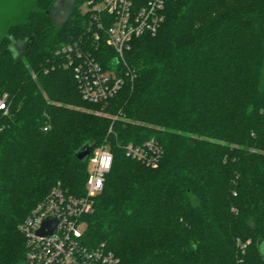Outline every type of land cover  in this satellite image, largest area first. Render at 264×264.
Segmentation results:
<instances>
[{"label":"trees","instance_id":"16d2710c","mask_svg":"<svg viewBox=\"0 0 264 264\" xmlns=\"http://www.w3.org/2000/svg\"><path fill=\"white\" fill-rule=\"evenodd\" d=\"M58 1L31 0L0 31V264H23L19 225L53 186L84 195L104 142L113 162L82 218L89 246L119 264H264V0H167L158 32L134 40L123 65L80 12L102 0H68L60 25ZM77 42L103 68L122 67L108 101L84 102L60 66L55 51ZM150 139L163 149L156 168L125 157Z\"/></svg>","mask_w":264,"mask_h":264},{"label":"built area","instance_id":"2783aa9c","mask_svg":"<svg viewBox=\"0 0 264 264\" xmlns=\"http://www.w3.org/2000/svg\"><path fill=\"white\" fill-rule=\"evenodd\" d=\"M167 0H102L89 2L93 27L92 38L102 36L115 52L116 62L124 64V53L131 43L143 36H154L164 21ZM59 64L71 69L82 100L100 104L117 95L124 84L122 67L103 68L82 42L62 46L55 51ZM125 75V74H124ZM126 72L125 76H128ZM5 99L0 109L6 110ZM46 130V128L44 129ZM125 157L142 165L156 168L163 156L162 146L154 139L123 148ZM113 155L105 142L88 157V176L83 196L66 193L57 183L48 195L30 211L19 225L25 239L23 264H119V258L104 244L89 246L84 240L85 215L91 214L96 198L101 194L106 176L111 170ZM50 223L43 227V223ZM40 231H43L40 233Z\"/></svg>","mask_w":264,"mask_h":264},{"label":"rangeland","instance_id":"374dc122","mask_svg":"<svg viewBox=\"0 0 264 264\" xmlns=\"http://www.w3.org/2000/svg\"><path fill=\"white\" fill-rule=\"evenodd\" d=\"M31 0H0V31L9 24L16 23L20 20L21 14L24 8H27L30 4ZM70 3L68 0L58 1L55 9L53 11V18L55 19L58 25L62 24L67 18L69 12ZM89 10L87 5H83L80 8V12L82 14L86 13ZM15 40H10L9 43H6L5 46L13 47L14 52H18V46ZM82 110V108H81ZM85 111V109L83 110ZM94 114L105 117L115 119L104 111H96ZM261 250L264 252V244L261 245Z\"/></svg>","mask_w":264,"mask_h":264},{"label":"water","instance_id":"95a60500","mask_svg":"<svg viewBox=\"0 0 264 264\" xmlns=\"http://www.w3.org/2000/svg\"><path fill=\"white\" fill-rule=\"evenodd\" d=\"M22 44V43H21ZM92 144L90 142L85 143L77 152H76V158L79 161H85L87 159V157L89 156L91 150H92ZM50 223V221H46L43 223V227H46L48 224ZM43 231H40V233H42ZM264 244V241L259 242V247L261 249V245ZM262 252V250H261ZM262 254L264 255V252H262Z\"/></svg>","mask_w":264,"mask_h":264}]
</instances>
